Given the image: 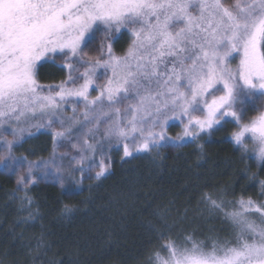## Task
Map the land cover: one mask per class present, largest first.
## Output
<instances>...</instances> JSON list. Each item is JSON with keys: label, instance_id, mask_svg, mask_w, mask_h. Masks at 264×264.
<instances>
[{"label": "snow or ice", "instance_id": "1", "mask_svg": "<svg viewBox=\"0 0 264 264\" xmlns=\"http://www.w3.org/2000/svg\"><path fill=\"white\" fill-rule=\"evenodd\" d=\"M123 33L130 42L116 55ZM93 45L97 55L90 56ZM58 58L66 79L39 83L41 69ZM101 75L105 82L97 84ZM172 120L183 126L175 137L167 133ZM227 125H235L234 150L264 165V0H0V170L24 169L17 186L25 192L52 179L63 195H79L84 179L110 174L113 148L128 161L196 143ZM42 132L51 137L47 158L16 154ZM258 183L255 198L229 200L217 190L202 192L194 210L164 208L154 231L167 242L146 251L144 264H264V180ZM20 200L21 211L32 208L31 197ZM76 211L64 203L61 214ZM38 215L29 211L24 222ZM191 220L209 233L215 225L208 221L217 220L232 239L210 235L206 243L196 229L185 235ZM174 227L182 242L171 238ZM43 246L40 240L33 264Z\"/></svg>", "mask_w": 264, "mask_h": 264}, {"label": "trees", "instance_id": "2", "mask_svg": "<svg viewBox=\"0 0 264 264\" xmlns=\"http://www.w3.org/2000/svg\"><path fill=\"white\" fill-rule=\"evenodd\" d=\"M129 42L127 33L120 34L114 52L123 54ZM94 48L86 49L89 55H97ZM60 64H46L37 77L39 83L57 84L66 79L67 70ZM253 114L249 112V116ZM182 129L173 122L167 133L175 137ZM234 129L235 125H227L196 143L153 148L128 161L121 160L122 150H114L107 178L86 179L79 195L74 196L63 195L60 184L52 179H39L27 185L25 192L17 186L24 169L16 174L0 170V264H33L31 257L40 240L44 246L35 264H144L146 251L167 242L154 231L159 228L158 213L164 208L174 205L194 210L202 192L217 190H225L229 200L257 196L264 165L258 164L254 155L234 150L229 140ZM197 144L203 145L202 152ZM16 154L30 160L47 158L51 137L42 132ZM25 195L34 203L31 209L21 211L20 198ZM64 203L77 209L71 218L61 214ZM36 209L38 218L24 222L29 211L35 213ZM199 225L203 224L191 220L184 234ZM180 233L181 228L174 227L170 236L177 239Z\"/></svg>", "mask_w": 264, "mask_h": 264}, {"label": "rangeland", "instance_id": "3", "mask_svg": "<svg viewBox=\"0 0 264 264\" xmlns=\"http://www.w3.org/2000/svg\"><path fill=\"white\" fill-rule=\"evenodd\" d=\"M226 2L230 3L231 0H226ZM102 35V34H101ZM120 34H118L119 36ZM115 53V52H114ZM116 55H118L117 53H115ZM92 56V55H90ZM57 62L61 63V59H57ZM239 63V58L237 57L236 59L234 60H231L230 61V67L235 69L237 64ZM81 71H83V69H81ZM101 72L103 71L102 69L100 70ZM110 74V73H109ZM82 82V81H80ZM105 82V77L104 76H99V78L97 79L96 83L97 84H103ZM98 93L96 91H92L90 90V96L91 97H94L95 95H97ZM82 106H78V108H81ZM67 115H71V103L69 105V109L66 113ZM40 120L39 116L36 117V119L33 121V122H38ZM173 122H178V121H175V120H172L169 122L170 123H173ZM179 123V122H178ZM183 128V126H182ZM183 131V129H182ZM182 133V132H181ZM9 139H11V136L8 137ZM97 139H99V136L97 137ZM247 143L249 144V147L251 148L252 147V142L251 140L247 141ZM114 150H122V148H119V149H116V148H113L110 152H109V155L111 152H113ZM59 151L61 152H64V151H71L73 154H75V150H72L70 148H61L59 149ZM254 155V154H253ZM100 157L97 156V159H99ZM74 163V162H73ZM65 164H67V161H65ZM110 169H111V161H110ZM99 169L98 168H94L93 169V174L95 173V171H98ZM75 177L77 179H79L80 177V173L79 172H76L75 173ZM86 179L83 180V184H82V188L84 187V182H85ZM209 224H212V225H215V233H209L207 231V229L204 227V225H199V226H195L193 229H196V232H195V238L197 240H200V241H205L206 243H210V241H207V237L210 236V235H218L222 240L223 239H232V236L229 234V231L228 230H221V225L219 224V221H215L214 223L211 222ZM189 234V233H188ZM186 235V234H185ZM177 240L178 242H182L183 241V236H178L177 237Z\"/></svg>", "mask_w": 264, "mask_h": 264}]
</instances>
